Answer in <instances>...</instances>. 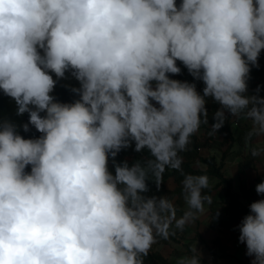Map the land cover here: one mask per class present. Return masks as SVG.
<instances>
[{
    "label": "clouds",
    "instance_id": "9594fccd",
    "mask_svg": "<svg viewBox=\"0 0 264 264\" xmlns=\"http://www.w3.org/2000/svg\"><path fill=\"white\" fill-rule=\"evenodd\" d=\"M262 50L264 0H0V90L28 115L0 120V264H145L170 207L146 195L150 180L159 190L166 168L181 169L206 98L220 105L210 135L227 112L251 121L246 142L264 138V97L246 94ZM178 61L203 94L171 78ZM66 73L79 83L66 85L70 103L52 95ZM30 126L41 135L20 134ZM133 144L149 157L118 162ZM182 185L191 219L209 177ZM249 208L238 239L264 264V199ZM201 259L195 245L175 264Z\"/></svg>",
    "mask_w": 264,
    "mask_h": 264
},
{
    "label": "trees",
    "instance_id": "16d2710c",
    "mask_svg": "<svg viewBox=\"0 0 264 264\" xmlns=\"http://www.w3.org/2000/svg\"><path fill=\"white\" fill-rule=\"evenodd\" d=\"M180 0H177L179 4ZM178 66L181 68V74L176 76H171L173 79H178L181 81H188L190 83H195L197 91L202 93L204 84L202 81H196L188 73L187 69L178 61ZM259 67H252L250 72V78L248 80V91L247 95H259L264 97V50L261 51L259 60ZM53 78L55 79V75ZM257 89L259 91L257 92ZM52 95L59 101L63 103H70L78 97L72 93L66 84L61 80L57 82V85L52 93ZM206 108L209 113L208 124H202L204 127V132L196 133L190 139V143L187 149L179 153L182 158L181 169H171L166 168L161 178L160 189L157 190L155 184L150 180V192L146 195L156 196L158 198H164L170 202L169 210L176 209L181 215H184L188 211L184 209L185 194L183 191L182 181L184 174H195V175H213L218 178V182L215 185L208 186L207 189L203 190L204 195L210 198L209 204L212 211L211 220L214 225H219L221 227L230 228L233 226L234 222L237 220L240 213L250 214V204L255 202L254 195L256 193V185L264 182V175H258L256 182L250 186L241 183L240 191H237L234 187L233 180L229 178L225 171L226 158L229 155L241 154L243 148H247L248 152L244 155L245 164H252L255 166L257 162L264 160V146H257L254 141L257 137H252L246 142V137L251 130V121L245 118L244 114L241 113L239 117H232L227 112L228 119L226 120L224 126L218 131L224 134L223 140L215 139L214 135H210L211 124L214 122L212 115L220 107V105L212 100V98H206ZM12 120L17 124L26 123L28 121V115L23 116L16 115V105L15 102L5 96L3 91L0 90V120ZM31 130L28 133L20 130V134L25 138L38 137L41 135L39 132L30 126ZM237 145L239 148L235 149L234 146ZM202 147L218 148L222 150L221 159L218 160L213 155L203 156L200 152ZM256 149L261 152L259 156L253 157L251 155L252 150ZM148 158L149 154L137 153L134 151V144L132 148L122 150L116 157L118 162L128 160L131 164L135 160L141 158ZM203 162L207 164L206 169H201L197 167V163ZM110 171L114 172L111 162L109 164ZM30 171V168L27 169ZM174 178L176 182V187L174 189H168L166 187V181L168 178ZM220 190L224 191L225 199L219 198ZM174 196L176 198V207L172 205V199ZM246 202L249 204L246 205ZM218 211V215H217ZM195 220L196 217H194ZM177 237L175 234H168L167 238L158 236V243H170L171 241H176ZM185 254H190V248L184 252ZM213 254V264H217L219 257H232L240 262L246 263L244 260L239 259L234 254L228 253L222 249L220 253L212 252ZM202 257V256H201ZM201 263L211 264L208 260L202 257ZM145 264H175L167 256L163 255L160 251L151 248L147 257H145Z\"/></svg>",
    "mask_w": 264,
    "mask_h": 264
},
{
    "label": "crops",
    "instance_id": "0c3cea01",
    "mask_svg": "<svg viewBox=\"0 0 264 264\" xmlns=\"http://www.w3.org/2000/svg\"><path fill=\"white\" fill-rule=\"evenodd\" d=\"M227 115V113H226ZM210 132V131H209ZM215 139L223 140L224 134L218 132L214 135ZM254 143L257 146H264V139L259 140L258 137L255 139ZM235 149L239 147L237 145L234 146ZM242 153L238 155H229L226 158L225 164V171L229 178L233 180L234 187L237 191H240L241 183H244L247 186H250L256 182L258 175H264V160L257 162L255 166L252 164H245V157L244 155L248 152L247 148L242 149ZM200 152L203 156L213 155L218 160L221 159L222 150L218 148H211V147H202ZM197 167L201 169H206L207 164L203 162L197 163ZM209 177V186L215 185L218 182V178L213 175H207ZM166 187L168 189H174L176 187V182L174 178L170 177L166 181ZM177 196H174L172 202L176 203ZM219 198L225 199V194L223 190L219 192ZM255 200L264 199V196L257 194L254 195ZM246 205L249 204L246 202ZM184 209L189 211L187 203H184ZM211 208L209 201H205L203 211L198 212L194 218H187L186 213L184 216L186 217L187 221L192 224V226H196L198 222H200V228L204 230L202 232V239L197 246L201 245V249H197L203 258L208 260L211 264H213V254L220 253L222 249L228 253L234 254L239 259L244 260V262H240L232 257H219L217 260V264H251L252 257L246 255L247 249L246 245L239 242V225L242 222L243 218L247 215L244 213H240L237 220L234 222L233 226L230 228L221 227L219 225H214L211 220ZM195 246V244H191L190 249ZM153 249L159 250L158 248L154 247ZM164 255V254H163ZM167 256L172 262L175 263L176 259L175 255L171 253V251L165 255ZM203 264V263H201Z\"/></svg>",
    "mask_w": 264,
    "mask_h": 264
},
{
    "label": "rangeland",
    "instance_id": "374dc122",
    "mask_svg": "<svg viewBox=\"0 0 264 264\" xmlns=\"http://www.w3.org/2000/svg\"><path fill=\"white\" fill-rule=\"evenodd\" d=\"M66 76H68L67 79H62V81L67 85L71 87H79V83L72 78L69 74L66 73ZM204 127L201 125L198 133H203ZM259 140H263L264 138H259ZM173 206L176 207V203H172ZM185 218L184 215H181L178 210L176 209H171L168 211V213L165 215V223L167 225V231L168 234H175L177 237L176 241H171L170 243H158L156 242L152 248L156 247L158 248L162 254L167 255L170 251L173 255H175L176 259L183 256V255H188L185 254L184 252L188 250L191 246V244L197 245V243L200 242V240L203 238L202 237V232L205 227L200 228V222L197 223V225L194 227L192 224H190L187 219L186 223L184 224L183 229L177 228L176 224L177 221ZM201 245L197 246V249H201ZM200 251V250H199Z\"/></svg>",
    "mask_w": 264,
    "mask_h": 264
}]
</instances>
